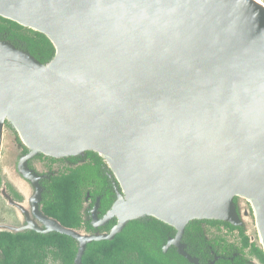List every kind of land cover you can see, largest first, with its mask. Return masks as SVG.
Returning a JSON list of instances; mask_svg holds the SVG:
<instances>
[{
	"label": "water",
	"instance_id": "obj_1",
	"mask_svg": "<svg viewBox=\"0 0 264 264\" xmlns=\"http://www.w3.org/2000/svg\"><path fill=\"white\" fill-rule=\"evenodd\" d=\"M0 17L55 49L43 64L0 41V165L14 130L30 156L98 154L122 188L110 234L55 224L75 264L140 218L179 246L191 221L238 224L243 206L264 251L262 0H0Z\"/></svg>",
	"mask_w": 264,
	"mask_h": 264
},
{
	"label": "flooded vegetation",
	"instance_id": "obj_2",
	"mask_svg": "<svg viewBox=\"0 0 264 264\" xmlns=\"http://www.w3.org/2000/svg\"><path fill=\"white\" fill-rule=\"evenodd\" d=\"M9 137L15 140L2 152L0 165V264L6 262L3 248L12 250L17 242L29 256L35 254L32 259L39 264H64V247H68L67 264H75L80 243L54 230L55 224L59 222L86 236L110 234L119 219H105L122 194L120 184L94 152L62 158L30 156L16 131L12 130ZM68 181L76 184L77 196H70L65 213L61 193L70 191ZM235 204L239 205L237 199ZM240 208L238 224L216 219L191 221L179 241L182 246L173 243L178 235L175 228L157 219L160 223L151 222L152 217L138 220L147 219L142 227L152 244H146V248L166 255L170 264H264L254 213L244 206ZM57 235L67 236L70 241L64 245ZM156 240L162 243L156 244ZM183 246L190 258L181 254ZM74 247L78 248L75 258L71 257ZM140 258L137 253L133 256L134 260Z\"/></svg>",
	"mask_w": 264,
	"mask_h": 264
},
{
	"label": "trees",
	"instance_id": "obj_3",
	"mask_svg": "<svg viewBox=\"0 0 264 264\" xmlns=\"http://www.w3.org/2000/svg\"><path fill=\"white\" fill-rule=\"evenodd\" d=\"M264 3V0H262ZM0 41H8L16 45L18 49L27 51L41 63L45 64L50 62L55 56V49L50 41L42 34L26 29L17 23L0 18ZM10 127V125H8ZM75 180V179H74ZM73 181V180H72ZM69 189H65L63 201L65 203L62 209L67 213L68 203L70 196L76 198L77 191L75 190L76 184L68 181ZM68 201V202H67ZM63 203V204H64ZM62 204V205H63ZM75 219L76 209L74 208ZM71 211L70 213H72ZM144 220V221H143ZM147 219L133 221L127 227L122 235H119L113 242H94L90 244L83 257V264H170L166 259V255L162 253H155L146 248V244H152L148 239V234L143 229V224ZM151 222L160 223L155 219ZM172 230V229H171ZM60 243L66 245L70 241L69 237L57 235ZM149 242V243H148ZM155 242V241H152ZM162 242L156 240V244ZM5 245V243L3 244ZM64 264H67V251L68 247H64ZM61 250L63 247L60 248ZM77 247L73 248L71 257L76 256ZM6 262L1 264H39L35 258V254L29 256L21 249L19 242L14 243L12 250L4 249ZM136 253L141 256V260H134L133 256Z\"/></svg>",
	"mask_w": 264,
	"mask_h": 264
},
{
	"label": "rangeland",
	"instance_id": "obj_4",
	"mask_svg": "<svg viewBox=\"0 0 264 264\" xmlns=\"http://www.w3.org/2000/svg\"><path fill=\"white\" fill-rule=\"evenodd\" d=\"M12 143H14V141H13ZM12 143H11V140H10V138L8 137V144L6 145V148H7V149H9V147L11 148V146H12ZM6 148L4 147V150H3V152L6 150ZM255 223H256V220H255Z\"/></svg>",
	"mask_w": 264,
	"mask_h": 264
}]
</instances>
